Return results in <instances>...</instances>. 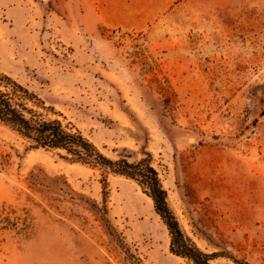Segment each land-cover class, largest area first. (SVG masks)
Masks as SVG:
<instances>
[{"label": "rangeland", "instance_id": "obj_1", "mask_svg": "<svg viewBox=\"0 0 264 264\" xmlns=\"http://www.w3.org/2000/svg\"><path fill=\"white\" fill-rule=\"evenodd\" d=\"M0 72L113 161L150 159L211 264H264V0L180 1L142 32L0 0ZM32 146L0 122V264H191L134 180Z\"/></svg>", "mask_w": 264, "mask_h": 264}, {"label": "trees", "instance_id": "obj_2", "mask_svg": "<svg viewBox=\"0 0 264 264\" xmlns=\"http://www.w3.org/2000/svg\"><path fill=\"white\" fill-rule=\"evenodd\" d=\"M54 110L27 86L0 72V122L30 142L33 148L62 150L74 162L108 170L134 180L154 203L156 213L166 225L171 252L191 264H211L212 255L203 252L187 237L167 202L159 173L146 158L136 163L126 159L113 161L80 132L73 131L58 119H49Z\"/></svg>", "mask_w": 264, "mask_h": 264}, {"label": "crops", "instance_id": "obj_3", "mask_svg": "<svg viewBox=\"0 0 264 264\" xmlns=\"http://www.w3.org/2000/svg\"><path fill=\"white\" fill-rule=\"evenodd\" d=\"M50 2L52 0H42ZM70 10L97 26L142 32L184 0H67Z\"/></svg>", "mask_w": 264, "mask_h": 264}, {"label": "bare ground", "instance_id": "obj_4", "mask_svg": "<svg viewBox=\"0 0 264 264\" xmlns=\"http://www.w3.org/2000/svg\"><path fill=\"white\" fill-rule=\"evenodd\" d=\"M191 141H193V139H191Z\"/></svg>", "mask_w": 264, "mask_h": 264}]
</instances>
